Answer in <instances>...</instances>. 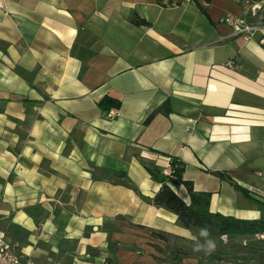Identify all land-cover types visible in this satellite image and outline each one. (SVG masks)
<instances>
[{
	"label": "crops",
	"instance_id": "obj_1",
	"mask_svg": "<svg viewBox=\"0 0 264 264\" xmlns=\"http://www.w3.org/2000/svg\"><path fill=\"white\" fill-rule=\"evenodd\" d=\"M262 40L264 0H4L0 230L34 264H201L151 234L195 235L145 166L180 159L212 212L264 218Z\"/></svg>",
	"mask_w": 264,
	"mask_h": 264
},
{
	"label": "trees",
	"instance_id": "obj_2",
	"mask_svg": "<svg viewBox=\"0 0 264 264\" xmlns=\"http://www.w3.org/2000/svg\"><path fill=\"white\" fill-rule=\"evenodd\" d=\"M135 24L145 25L147 22L144 19L135 18L133 19ZM99 108L106 112L111 108H119L120 101L109 96H104L98 101ZM152 115L147 117L150 119ZM170 173L164 174L163 167H159L155 164L146 165L145 169L150 174V176L161 186L155 192L153 197L144 198L148 203L163 208L176 215L179 225L186 229H190L195 234L196 239H184L179 236L171 235L163 231H152L151 234L166 243V251L169 249L172 251V261H177L182 257L188 256L186 252L183 251V246H180L179 252L181 255H173L174 248L169 247L168 243L170 239L177 240L190 245L191 242L197 241L200 237L199 231L201 228H207L210 236L213 238L227 237L232 238L235 236H264V218L259 219H239L232 216H226L218 212H212L210 210V194L204 192H197L193 189L192 182L183 178V173L185 171V164L183 161L177 158L169 159ZM118 184L127 186L133 190H137L135 185L129 181L126 175L120 173L117 175ZM233 186L240 190L245 196L249 193L247 189H244L236 182L231 181ZM183 186L188 195L189 201L184 202L175 192V188ZM264 206V204H262ZM205 239V238H204ZM199 239L198 241H200ZM264 242V239L261 240ZM173 248V249H172ZM219 259V258H217Z\"/></svg>",
	"mask_w": 264,
	"mask_h": 264
},
{
	"label": "rangeland",
	"instance_id": "obj_3",
	"mask_svg": "<svg viewBox=\"0 0 264 264\" xmlns=\"http://www.w3.org/2000/svg\"><path fill=\"white\" fill-rule=\"evenodd\" d=\"M209 238L216 244L215 250L210 255L203 251H194L195 245L205 242L204 238H198L190 245L185 243L182 245L177 240H169L168 245L174 248L173 255L176 256L181 255L179 248L183 246V251L189 254L186 257H195L201 264H264V242L261 241L264 236ZM199 239L201 242L198 241ZM171 251L169 249V252Z\"/></svg>",
	"mask_w": 264,
	"mask_h": 264
},
{
	"label": "built area",
	"instance_id": "obj_4",
	"mask_svg": "<svg viewBox=\"0 0 264 264\" xmlns=\"http://www.w3.org/2000/svg\"><path fill=\"white\" fill-rule=\"evenodd\" d=\"M190 0H176L178 3L188 2ZM4 8V0H0V9ZM220 22L231 27L234 34H244L247 36H252L256 27L251 24L246 18L234 15H225L220 18ZM264 41V40H262ZM226 66L232 67L233 62L231 60L225 63ZM115 111L109 109L106 115L111 117ZM163 173H170L169 161L163 167ZM0 264H34L23 254L19 253L13 246L11 241L7 238L6 233L0 230Z\"/></svg>",
	"mask_w": 264,
	"mask_h": 264
},
{
	"label": "clouds",
	"instance_id": "obj_5",
	"mask_svg": "<svg viewBox=\"0 0 264 264\" xmlns=\"http://www.w3.org/2000/svg\"><path fill=\"white\" fill-rule=\"evenodd\" d=\"M200 237L205 238L203 244L199 243L195 245L194 251L200 252L203 251L205 254L210 255L216 248L215 242L209 238L210 234L207 228H201L199 231Z\"/></svg>",
	"mask_w": 264,
	"mask_h": 264
}]
</instances>
